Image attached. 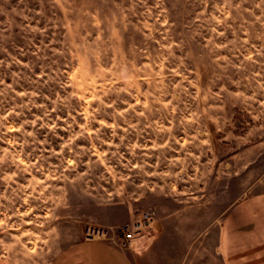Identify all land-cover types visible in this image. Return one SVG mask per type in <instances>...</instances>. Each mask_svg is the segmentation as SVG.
Returning a JSON list of instances; mask_svg holds the SVG:
<instances>
[{
  "label": "rangeland",
  "instance_id": "rangeland-1",
  "mask_svg": "<svg viewBox=\"0 0 264 264\" xmlns=\"http://www.w3.org/2000/svg\"><path fill=\"white\" fill-rule=\"evenodd\" d=\"M260 192L264 0H0L1 255L149 212L136 246L209 264Z\"/></svg>",
  "mask_w": 264,
  "mask_h": 264
},
{
  "label": "crops",
  "instance_id": "crops-1",
  "mask_svg": "<svg viewBox=\"0 0 264 264\" xmlns=\"http://www.w3.org/2000/svg\"><path fill=\"white\" fill-rule=\"evenodd\" d=\"M139 242L136 240L131 248L125 249L108 241L82 239L62 248L50 264H166L169 261L166 256L158 257L143 246H136ZM217 258L209 264H264V192L243 197L225 215L219 228ZM182 261L180 258L179 262ZM0 264L15 263L0 254Z\"/></svg>",
  "mask_w": 264,
  "mask_h": 264
},
{
  "label": "built area",
  "instance_id": "built-area-1",
  "mask_svg": "<svg viewBox=\"0 0 264 264\" xmlns=\"http://www.w3.org/2000/svg\"><path fill=\"white\" fill-rule=\"evenodd\" d=\"M155 229V219L151 213H143L136 221L122 225L116 229L89 227L86 240L108 241L123 247H129L136 239Z\"/></svg>",
  "mask_w": 264,
  "mask_h": 264
}]
</instances>
